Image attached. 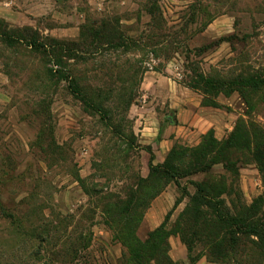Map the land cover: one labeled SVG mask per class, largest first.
<instances>
[{
    "label": "rangeland",
    "instance_id": "obj_1",
    "mask_svg": "<svg viewBox=\"0 0 264 264\" xmlns=\"http://www.w3.org/2000/svg\"><path fill=\"white\" fill-rule=\"evenodd\" d=\"M136 1L133 11L115 4L107 13H90L75 38L0 23V264H166L168 237L182 230L194 249L178 264H264L261 143L238 142L227 156L220 146L241 122L264 130V86L245 91L232 128L215 137L219 143L207 136L174 150L182 158L174 179L143 172L128 115L145 70L167 71L168 61L186 85L198 81L195 70L227 80L241 72L264 74V0ZM225 14L234 18L232 50L214 61L204 54L215 45H194L203 27ZM30 33L57 46L32 47ZM71 81L94 106L71 89ZM197 85L204 100L213 98L204 82ZM198 145L209 154L200 168L187 155ZM198 184L223 199L231 215H244L255 226L263 222L260 234H241L236 225L226 234L211 227L218 241L209 247L206 216L192 210ZM169 185L178 204L166 224L145 250L131 248L130 237L148 239L139 231L141 219ZM231 238L237 240L233 247Z\"/></svg>",
    "mask_w": 264,
    "mask_h": 264
},
{
    "label": "crops",
    "instance_id": "obj_2",
    "mask_svg": "<svg viewBox=\"0 0 264 264\" xmlns=\"http://www.w3.org/2000/svg\"><path fill=\"white\" fill-rule=\"evenodd\" d=\"M115 4L120 7L129 4L131 11L139 5L136 0H0V19L10 27L30 26L40 31L45 29L50 35L68 39L79 35L83 18L91 14L98 16L107 13ZM120 18H125L124 14ZM49 19L58 25L52 29L46 27L45 21ZM234 33V18L225 14L203 27L199 33L201 42L194 46L204 48L207 40L213 41ZM231 50L232 42L223 41L204 55L217 61L231 53ZM171 62L168 61L167 71L155 67L145 70L139 95L128 114L136 142L141 147V168L146 174L150 171L152 156L153 164H162L174 148L197 145L209 132L222 139L232 128L238 116L236 109L239 100L242 99L238 91L229 95L220 92L213 97L217 106L205 104L202 93L176 78ZM176 202L172 186L164 188L146 208L139 231L148 234L158 229L167 214L176 207ZM168 239L170 264L186 261L188 249L180 235L171 234Z\"/></svg>",
    "mask_w": 264,
    "mask_h": 264
},
{
    "label": "trees",
    "instance_id": "obj_3",
    "mask_svg": "<svg viewBox=\"0 0 264 264\" xmlns=\"http://www.w3.org/2000/svg\"><path fill=\"white\" fill-rule=\"evenodd\" d=\"M3 20L0 19V23H2ZM1 35L7 39L12 38L10 34H8L6 31H2ZM30 39H28V45L32 47H41V48H46L50 47L51 49H54L57 45L56 43H53V41H45V42H40L35 38L34 35L31 33L28 35ZM234 38V34L229 35V36H222L219 39L213 40L210 44H207L204 48L211 47V44L217 45L220 42L223 41H230ZM65 47L67 45H64ZM67 49V48H65ZM249 71V70H248ZM196 76L198 78V81L196 83L188 84L189 87L199 90L198 87V82H204L205 86L212 90L215 94H218L220 92H223L227 95L238 91L241 96L244 98L245 97V91L247 89H260V87L264 86V74L254 72V73H247L248 75H243L241 72L237 77L233 79H223L222 77H209L206 76L202 72L196 71ZM71 89L80 96V98L87 104L88 106H94V104L90 101V99L87 96H84L77 84H75L73 81H71ZM213 96V97H214ZM247 103H250L246 100ZM205 104L209 105H215L217 106L218 104L213 100H204ZM101 109V108H99ZM212 138V140H216V142H220L217 140L213 134V132H209L206 134L203 138L205 137ZM253 140L255 143H261V147H257V158L259 160V165L261 166V169L263 171V177H264V130L261 129L260 126H257L255 124H246V123H239L238 126L234 129V131L229 135L227 139L222 141L220 144L221 149L224 151L226 149H229L230 146L238 144V142H242V145H248L250 141ZM203 145H198L195 147V149L190 151L187 155L191 157L190 162H193V165H196L197 168H200L204 165H207V148H202ZM174 148L169 155L167 156L166 160L162 164H153L152 163V158L149 163V168H150V175H155L158 178H176V174L179 172V167L182 162V158L177 159L176 155L174 154ZM150 151V149L148 148ZM210 153V152H208ZM227 154V151H225V155ZM186 155V154H185ZM227 156V155H226ZM176 157V158H175ZM184 157V156H183ZM209 160V159H208ZM222 160L225 161L226 167L230 170L234 168V163H232L230 160H227V158L223 155ZM235 170V168H234ZM137 189L135 191V196L136 193L138 192V189L141 188L142 183L138 182L137 184ZM218 197H215L209 190L207 185H202L198 184V190L196 192V195L193 196V202L195 203V207L192 209L194 213L196 214H205L206 216V223L208 224L207 232H206V237H207V243L209 247H212L213 244H216L218 241V237L214 235V230L211 229V227H219V229H222L224 234L227 233L229 228L233 227L236 225L238 227V231L241 234L244 233H255V234H260L259 227L260 225L263 224H258L257 226L253 225L250 219L244 217V215H239V216H234L233 214L231 215V212L229 209H225V205L223 202V199H217ZM178 204V200L176 202V205ZM206 208V210L204 209ZM172 212V211H171ZM171 212H169L165 218V221L162 223V225L156 229L155 231H152L149 233V237L145 242H139L133 237H130L129 240L126 242L131 248L134 246L136 250H141L146 248L148 243H152L151 240L153 238V235L164 227L166 224L168 218L171 215ZM214 231V232H213ZM186 231L182 230L179 232V235L182 239V241L185 243L188 249V257L190 258V255L194 249L193 244L191 241L188 240L185 234ZM178 234V232H172L171 234ZM193 234L194 232L191 231ZM264 234V233H262ZM231 237V233H230ZM169 238V237H168ZM232 243L230 244L233 245L237 243V240L235 238H231ZM169 242V239H168ZM236 242V243H234ZM225 243V239L219 240L218 246L222 247L223 244ZM170 245V244H169ZM234 245V246H235ZM141 248V249H140ZM224 251L221 252L223 254L227 253L225 247L223 248ZM192 259V258H191ZM171 261V258H170ZM166 263V264H170Z\"/></svg>",
    "mask_w": 264,
    "mask_h": 264
}]
</instances>
